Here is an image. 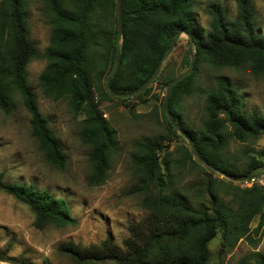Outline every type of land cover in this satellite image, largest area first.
Here are the masks:
<instances>
[{
  "label": "trees",
  "instance_id": "16d2710c",
  "mask_svg": "<svg viewBox=\"0 0 264 264\" xmlns=\"http://www.w3.org/2000/svg\"><path fill=\"white\" fill-rule=\"evenodd\" d=\"M34 0H0V110L9 114L19 94L31 116L32 136L48 163L64 170L65 151L49 121L41 113L37 97L29 83L28 65L39 57L28 28V10ZM196 0H122L123 33L119 43V68L111 80L117 93L139 90L155 73L173 39L184 32L193 40V72L172 89L167 109L176 124L193 140L199 154L216 168L234 177H243L264 167L255 157L240 170L226 156L230 141L240 143L264 139V111L248 112L238 91L224 76L213 87L201 89L206 97V115L200 130L188 127L179 112V103L197 92L195 77L201 63L215 70L247 68L254 78H264V36L255 27L250 0H238V14L229 20L221 4L208 5L210 25L202 32L196 24ZM42 15L51 27L50 43L45 50L47 65L40 76L45 98L69 99L76 115L84 117L80 140L89 146L90 186L102 185L108 176L111 160L118 150L116 130L104 119L95 101V77L112 72L117 54V0H42ZM168 60V58H167ZM158 78L142 94L147 96ZM190 56L185 64L189 67ZM176 76L161 84L167 89ZM103 93L112 98L104 87ZM170 134L178 131L164 112ZM163 137L147 138L137 144L133 166L138 176L132 193L142 195L146 213L128 227L120 245L107 238L100 244L82 245L67 242L58 251L75 264H210L209 244L220 233L221 253H230L241 240L264 230V187L241 188L225 178L210 176L203 188H196L205 203L193 204L190 187L185 192L174 188L170 172L172 158L166 157ZM164 153V158L161 155ZM191 152L186 158L193 161ZM0 191L27 205L34 214L36 229L77 225L66 201L33 184H9L0 173ZM222 196H230L225 202ZM257 219L254 229L251 224ZM9 249H0V261H10ZM258 264H264L261 255Z\"/></svg>",
  "mask_w": 264,
  "mask_h": 264
},
{
  "label": "rangeland",
  "instance_id": "374dc122",
  "mask_svg": "<svg viewBox=\"0 0 264 264\" xmlns=\"http://www.w3.org/2000/svg\"><path fill=\"white\" fill-rule=\"evenodd\" d=\"M250 1L256 30L264 36V0ZM212 2L221 4L229 20L237 18L238 0H196V24L204 33L209 30L208 5ZM41 11L42 0H34L28 10V28L39 57L29 63L28 78L41 113L64 148L67 164L64 170H58L48 163L38 141L32 136L31 116L20 95L16 94L12 111L7 114L0 110V173H4L9 184H33L39 190H47L63 198L77 225L36 229L30 208L0 191V249L8 248L11 259L0 261V264H75L58 251L59 246L67 242L100 244L109 237L120 245L128 235L129 225L140 221L146 214L141 207L142 195L131 190L138 181L133 155L137 144L147 138L165 139V152L168 153L163 152L161 159L165 153L168 159L170 156L173 160L170 172L176 190L185 192L194 187L189 193L194 205L201 202L208 205V199L205 196L199 198L196 188H203L210 176L218 181L225 178L199 162L186 138L179 132L177 136L170 134L165 126L163 101L166 89L161 83L188 69L185 60L189 38L183 34L168 57L161 83H155L150 93L141 99L108 98L102 89L109 74L95 77V101L103 117L106 116L104 119L116 130L119 146L112 157L106 181L99 186H90V148L80 140L84 117L72 111L68 98L54 101L45 98L41 90L40 76L47 65L44 53L51 36V27ZM218 76L228 79L248 112L264 111V78H254L247 68L215 70L201 63L195 77L197 92L182 99L178 105L189 128L201 129L206 118V97L200 90L213 87ZM187 151L191 152L198 167L186 158ZM226 156L238 170L250 157L264 163V139L247 143L230 141ZM222 197L225 202L231 199L230 196ZM256 224L257 219L251 224V229ZM221 243L220 233L210 242V264H258L259 257L264 255V230L258 235L251 233L250 239H241L230 253L220 252Z\"/></svg>",
  "mask_w": 264,
  "mask_h": 264
},
{
  "label": "water",
  "instance_id": "95a60500",
  "mask_svg": "<svg viewBox=\"0 0 264 264\" xmlns=\"http://www.w3.org/2000/svg\"><path fill=\"white\" fill-rule=\"evenodd\" d=\"M121 7H122V0H117V22H118V36H117V54H116V59H115V63H114V67L112 69L111 74L106 78V83H105V88L106 90L109 92V94L113 97H118V98H132L135 96H138L142 93H144L152 84L153 82L158 78L163 64L165 63V61L167 60V58L172 54L173 50L175 49L181 35L185 34L186 36H188L189 38V50H188V54L190 56V63H189V67L188 69L179 74L178 76H176V78H174L171 83L168 85L167 89H166V94H165V98L163 101V110L166 114V116L168 117V119L170 120V122L172 123V125L175 127V129L186 138L190 149L192 150L193 154L195 155V157L198 159L199 162H201L205 167H207L208 169L224 176L226 179H228L229 181H232L234 183H238V182H243L245 180H247L248 178H250L253 174H255L258 171H264V167H259L255 170H253L252 172H250L249 174H247L246 176L243 177H234L231 175H228L227 173H225L224 171L216 168L215 166H213L212 164H210L207 160H205L198 152L196 146L193 143V140L188 136V134L182 129L180 128L176 122L174 121V119L171 117L170 112L167 109V102L170 98L171 92L173 87L180 82L182 79L186 78L188 75H190L193 70H194V66H195V52L193 50V40L192 38L187 35L184 32H179L176 37L173 39L167 53L162 57L155 73L153 74V76L137 91L135 92H131V93H117L115 91H113L112 87H111V80L115 77V74L119 68V64H120V58H121V53H120V49H119V43L122 37V33H123V24H122V17H121Z\"/></svg>",
  "mask_w": 264,
  "mask_h": 264
},
{
  "label": "built area",
  "instance_id": "2783aa9c",
  "mask_svg": "<svg viewBox=\"0 0 264 264\" xmlns=\"http://www.w3.org/2000/svg\"><path fill=\"white\" fill-rule=\"evenodd\" d=\"M104 117L106 116L104 115ZM237 184L241 188H251L253 186L264 187V171H258L247 180L243 182H238Z\"/></svg>",
  "mask_w": 264,
  "mask_h": 264
}]
</instances>
